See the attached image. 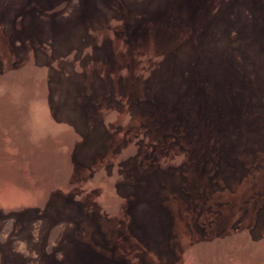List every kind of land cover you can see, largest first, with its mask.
<instances>
[{
  "label": "rangeland",
  "instance_id": "obj_1",
  "mask_svg": "<svg viewBox=\"0 0 264 264\" xmlns=\"http://www.w3.org/2000/svg\"><path fill=\"white\" fill-rule=\"evenodd\" d=\"M0 264H264V0L2 4Z\"/></svg>",
  "mask_w": 264,
  "mask_h": 264
},
{
  "label": "trees",
  "instance_id": "obj_2",
  "mask_svg": "<svg viewBox=\"0 0 264 264\" xmlns=\"http://www.w3.org/2000/svg\"><path fill=\"white\" fill-rule=\"evenodd\" d=\"M10 225H11L10 221H7V222L4 223V229H2L3 235L8 234V232H9V230H8L9 227L8 226H10Z\"/></svg>",
  "mask_w": 264,
  "mask_h": 264
},
{
  "label": "flooded vegetation",
  "instance_id": "obj_3",
  "mask_svg": "<svg viewBox=\"0 0 264 264\" xmlns=\"http://www.w3.org/2000/svg\"><path fill=\"white\" fill-rule=\"evenodd\" d=\"M8 1H11V0H0V7L2 6V4L8 3Z\"/></svg>",
  "mask_w": 264,
  "mask_h": 264
}]
</instances>
